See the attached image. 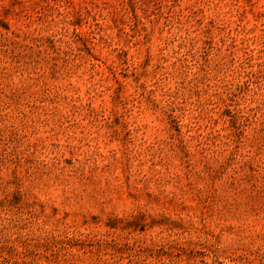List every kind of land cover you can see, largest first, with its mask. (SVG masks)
<instances>
[{"label": "rangeland", "instance_id": "374dc122", "mask_svg": "<svg viewBox=\"0 0 264 264\" xmlns=\"http://www.w3.org/2000/svg\"><path fill=\"white\" fill-rule=\"evenodd\" d=\"M0 264H264V0H0Z\"/></svg>", "mask_w": 264, "mask_h": 264}]
</instances>
